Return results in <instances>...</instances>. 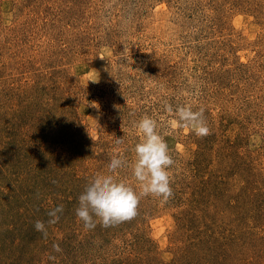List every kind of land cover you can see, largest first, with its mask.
I'll return each mask as SVG.
<instances>
[{
  "label": "rangeland",
  "instance_id": "rangeland-1",
  "mask_svg": "<svg viewBox=\"0 0 264 264\" xmlns=\"http://www.w3.org/2000/svg\"><path fill=\"white\" fill-rule=\"evenodd\" d=\"M165 101L202 107L211 134ZM145 115L173 197L86 230L79 195L134 161ZM0 264H264V0H0Z\"/></svg>",
  "mask_w": 264,
  "mask_h": 264
},
{
  "label": "clouds",
  "instance_id": "clouds-1",
  "mask_svg": "<svg viewBox=\"0 0 264 264\" xmlns=\"http://www.w3.org/2000/svg\"><path fill=\"white\" fill-rule=\"evenodd\" d=\"M163 108L175 118L176 127L187 128L201 138L211 134L202 107L194 110L192 104L188 103L174 108L165 101ZM133 128L139 137L132 148L134 161L129 165L123 157L113 156L107 165V173L94 176L78 197L75 215L86 230L94 229L97 224L109 228L132 220L138 214L141 197L150 195L167 202L174 195L169 169L175 161L164 136L158 131L157 120L145 115L133 122ZM114 141L116 144L123 143L122 138ZM126 166L131 168L139 193L127 182L117 178L118 170ZM63 211V205L50 210L47 213L50 219L47 222L37 220L35 230L47 238L46 224L58 223ZM52 249L55 253L62 252L59 244H53ZM55 259L54 255H49V260Z\"/></svg>",
  "mask_w": 264,
  "mask_h": 264
}]
</instances>
